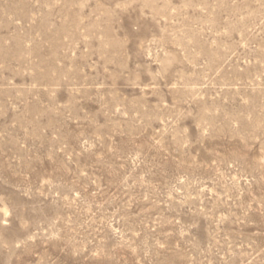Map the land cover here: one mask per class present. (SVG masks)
Returning a JSON list of instances; mask_svg holds the SVG:
<instances>
[{
	"label": "rangeland",
	"instance_id": "374dc122",
	"mask_svg": "<svg viewBox=\"0 0 264 264\" xmlns=\"http://www.w3.org/2000/svg\"><path fill=\"white\" fill-rule=\"evenodd\" d=\"M0 264H264V0H0Z\"/></svg>",
	"mask_w": 264,
	"mask_h": 264
}]
</instances>
